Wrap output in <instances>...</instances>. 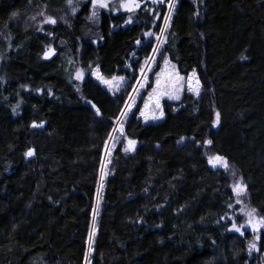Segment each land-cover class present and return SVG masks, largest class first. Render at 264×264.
Returning a JSON list of instances; mask_svg holds the SVG:
<instances>
[{
    "label": "trees",
    "instance_id": "16d2710c",
    "mask_svg": "<svg viewBox=\"0 0 264 264\" xmlns=\"http://www.w3.org/2000/svg\"><path fill=\"white\" fill-rule=\"evenodd\" d=\"M37 5L49 15L67 6L0 0V264H84L105 142L151 53L143 33H159L167 6L142 4L125 27L126 13H102L93 42L89 2L45 34L19 21ZM170 23L162 51L180 74L195 69L202 93L164 102L157 123H142L136 107L123 125L138 141L133 152L116 133L90 264H252L250 233L221 219L234 198L230 176L208 155L227 159L264 216V0H176ZM48 34L56 53L44 59ZM97 65L129 83L111 94L89 74L76 81V69ZM259 244L264 253V230Z\"/></svg>",
    "mask_w": 264,
    "mask_h": 264
},
{
    "label": "snow or ice",
    "instance_id": "6c2138e0",
    "mask_svg": "<svg viewBox=\"0 0 264 264\" xmlns=\"http://www.w3.org/2000/svg\"><path fill=\"white\" fill-rule=\"evenodd\" d=\"M32 0H29V3H31ZM82 0H65V3L67 5L68 10L70 11L72 16H75L79 10V6ZM151 4L153 5H165L167 6V13L163 15V24L159 26V34L153 33L152 31H146L143 33L144 36H155L157 43L152 46V54L150 56L145 57L144 63L141 65L139 71L141 73V79H137L136 85L133 86V94H138L139 89L145 87V82L147 81V75L146 71H150L152 65L156 62V56L159 55L163 59V66L160 67V71L155 74V84L152 86V91L149 93L147 100L144 104V109L140 111V115L145 119V121L152 119V120H159L164 118V110L161 104V99L164 97H167L170 100L174 101H180L181 100V94L185 90V85L187 88V91L189 93L194 94L195 96L199 97L201 94V82L198 79L195 69H193V72L188 74L187 76L181 75L179 70L177 69L176 64H173L171 59L164 54L162 51L163 46L168 44V36L171 34L174 36V33H169V29L171 27V20L172 16L176 7V0H150ZM148 0H119L117 3L116 0H90L91 8H90V14L86 17V20L93 23V24H99L100 22V12L101 10H107L109 12H119L123 10V12L129 14L128 19L125 21V24H131L134 22L133 15L137 12L138 9L141 8V4H147ZM145 12L151 13L155 16L156 19L160 18V13L156 12L155 9H149L145 7ZM19 14L17 12L12 13V17L15 18ZM198 15V13H197ZM39 18V26L37 27L38 31H43V25H56L57 19L51 15H47L46 12V6L44 7V10L38 12L36 15H32L28 17V20L32 22H36ZM60 20H63L65 24L68 23L67 19H65L64 16L60 17ZM115 27V26H113ZM100 40L103 39L102 36L99 37ZM141 43L140 40L136 41V45L139 46ZM55 48L48 46L44 52L45 58H50L51 56L55 55ZM135 56V53L132 54ZM139 63V61H136ZM69 63H72V61H69ZM126 68H130L131 64H126ZM88 71L92 72V75H94L101 83L108 86L109 90L113 93L119 92L121 90V87L127 83H129L128 78L123 76H112L111 79H107L102 76L100 72V67L97 65L95 69H92L91 66L87 69ZM85 69H77L75 73V79L76 80H82L84 77ZM51 94V92H49ZM129 94V101L125 102V109L121 110L120 116L117 118V125L118 127H114L112 132L113 133H119V136L123 138L124 148L123 151L125 153L133 152L136 149V146L138 144V141L135 139L128 138L125 129L123 126V122L126 119L128 115V111H130L132 105L135 101V95ZM18 107V106H17ZM95 107V105H93ZM15 108L13 111L15 112ZM173 111H176V109H173ZM97 114L99 115V109H96ZM220 122V113L216 112L215 114V120L213 121L214 125H218ZM43 123L37 124L35 121L32 124V127H42ZM110 139L116 140L117 137L112 136L110 134ZM186 140V137H181L179 141H177L178 144L184 142ZM193 141L195 142V138L193 137ZM198 143V142H197ZM213 142L211 140H204L203 144L205 145H211ZM159 147V145H157ZM105 149H106V155H110V151H108V143L105 142ZM26 157H31L34 155V151L32 149H29L25 153ZM209 164L213 165V167L220 165L222 166L226 171H232L230 164L228 163L227 159L220 155L210 156L208 158ZM233 177L236 176V173L232 171ZM105 176L104 172V164L102 161L101 165V182L98 185V198H99V192L102 188V181ZM231 190L235 195L236 198V204L243 205V197L247 194V185L244 182L243 177H239L235 180V182L231 185ZM227 208L232 209L233 204L228 203ZM95 209H94V216H93V227L89 232V252L92 250V244H93V237L95 235ZM243 216L246 218L244 223L237 224L235 222V218H230L232 220L231 222V229L230 231H234L236 233H239L242 237L244 236V231L246 228H251L252 232L254 234V239L252 241L248 242L247 250L249 254L253 250H259L258 248V242L260 240V235L258 234L261 229H264V216H260L257 213V210L255 208L250 207H241L240 209ZM225 217H221V219H224ZM89 253L85 254V259L87 261Z\"/></svg>",
    "mask_w": 264,
    "mask_h": 264
},
{
    "label": "rangeland",
    "instance_id": "374dc122",
    "mask_svg": "<svg viewBox=\"0 0 264 264\" xmlns=\"http://www.w3.org/2000/svg\"><path fill=\"white\" fill-rule=\"evenodd\" d=\"M86 2H89V14H90V8H91V4H90V0H82V2L80 3V5L81 4H83V3H86ZM116 2L118 3L119 2V0H116ZM148 3H150L151 4V2H150V0H148ZM142 5V4H141ZM153 5V4H152ZM166 5V4H165ZM40 11H42V8H41V6L40 5H37L36 7H34V8H32L31 10H29L27 13H25L23 16H22V19H20L19 21H22V22H24V24L26 25V26H29L31 29H35L36 31H38L37 30V27L39 26V18L37 19V21L36 22H32V21H30V20H28V17H30V16H32V15H36L38 12H40ZM138 11V10H137ZM167 11H168V9H167ZM102 13H109V11H107V10H101V12H100V17H101V14ZM113 13H125V12H123V10H121V11H119V12H113ZM167 13V12H166ZM88 14V15H89ZM127 14V13H126ZM136 14H137V12L136 13H134V14H132L133 15V20H134V22L136 21L135 20V16H136ZM47 15H49V14H47ZM128 15L129 14H127V17H126V19H125V21L128 19ZM51 16H53V17H55L56 19H57V23H62V24H65L64 23V21L63 20H60V17L61 16H64L65 17V19H67V21H68V23L67 24H69L71 21H72V19H73V16L71 15V13H70V11L68 10V8H67V6L65 7V8H62V9H59V10H57V11H55V13H54V15H51ZM125 21L123 22V24H122V26L123 27H125V26H127V25H131V24H125ZM133 22V23H134ZM100 23V22H99ZM163 24V23H162ZM98 25L99 24H93V23H91V22H89L88 21V23H87V25H86V28H85V36H90V37H92V40H93V42H96L97 41V39H98V32H97V30H96V27H98ZM50 26H53V25H43L42 27H43V31H39V32H41L42 34H45L47 31H49L47 28H49ZM150 31V30H149ZM153 33H154V31H152ZM157 34H159V33H157ZM52 36L51 35H47V38H49L50 40H49V42L47 43V45L45 46V49H44V52H45V50H46V48L48 47V46H51V47H53V48H55V44H54V40H52V38H51ZM145 38L146 39H152L153 40V45H155L156 43H157V41H156V38H155V36H151V37H148V36H145ZM55 50H56V48H55ZM56 53V52H55ZM44 54V53H43ZM133 53H131L130 54V59H136V57H134L133 55H132ZM152 54V50H151V53H150V55ZM149 55V56H150ZM54 56V55H53ZM52 57V56H51ZM50 57V58H51ZM43 58L44 59H50V58H45L44 57V55H43ZM145 59V58H144ZM144 59L141 61V64H140V67H141V65L144 63ZM129 61L130 60H128L127 61V63L126 64H129ZM173 64H175L174 62H172ZM163 66V59H162V57L161 56H159V55H157L156 56V62L152 65V67H151V70L150 71H146V75H147V81L145 82V87H143V88H140L139 89V93L138 94H133V86L134 85H136V82H137V79H141L142 77H141V73H140V71L138 70V72H137V76H136V79H135V81H134V83H133V86H132V89H131V91H130V93L129 94H133V95H135V101H134V104L132 105V107H131V109H130V111H128V115H127V117H126V119L124 120V122H123V125H125V122L129 119V117H130V115L132 114V112L136 109V107H138L139 106V108H138V113H137V117L142 121V123H145V124H147V123H157V122H159V121H161V120H163V119H159V120H152V119H149V120H147V121H145V119L140 115V111L142 110V109H144V104H145V101L147 100V98H148V95H149V93L152 91V86H154V84H155V74L157 73V72H159L160 71V67H162ZM95 67L96 66H94V67H91L92 69H95ZM79 69V68H78ZM129 69V68H128ZM140 69V68H139ZM77 70V69H76ZM75 73H76V71H75ZM90 75L99 85H101L105 90H107L109 93H111V94H115V93H113L112 91H110L109 90V88H108V86L107 85H105V84H103V83H101L94 75H92V72L91 71H85V73H84V77H86V75ZM182 75V74H181ZM188 75V74H187ZM187 75H184V76H187ZM197 75V74H196ZM75 76V75H74ZM115 76H123V75H115ZM84 77H83V79H84ZM104 77V76H103ZM124 77V76H123ZM198 77V76H197ZM105 78H107V77H105ZM82 79V80H83ZM107 79H111V77H109V78H107ZM199 79V78H198ZM82 80H76L77 82H81ZM202 85V84H201ZM201 93H202V88H201ZM191 96V97H193L194 99H196V98H198L197 96H195L194 94H192V93H189L188 91H187V88H186V85H185V90L182 92V94H181V100L180 101H174V100H170V99H168L167 97H164V98H162L161 99V104H162V107H163V103L164 102H172V103H176V104H181V101L183 100V97L184 96ZM127 102H130L129 101V95H128V97H127V100H126ZM179 107H176V109H178ZM122 110H126L125 109V104H124V106H123V108H122ZM121 113V112H120ZM119 116H120V114H119ZM118 116V117H119ZM117 121V120H116ZM216 126V125H215ZM115 127H118V125H117V123L115 124ZM111 134H112V136H114V137H117V139L114 141V140H112V139H110V136H109V139L107 140V143H108V151H110V155H106V149L104 148V154H103V159H102V161H103V164H104V172H105V176H104V178H103V181H102V188L100 189V192H99V198H98V194H97V200H96V203H95V205H94V209L96 210L95 211V228H96V226H97V215H98V212H99V209H100V196H101V193H102V190H103V186H104V180H105V178H106V176H107V172H106V167H107V164L109 163V160H110V158H111V156H112V150H113V148L114 147H116V145L120 142L119 141V138H118V136L116 135V133H113V132H111ZM210 156H215V155H213V154H210V155H208V158L210 157ZM208 164H209V162H208ZM102 165V164H101ZM211 167H213V165H211V164H209ZM213 168H217V169H222V170H225L222 166H220V165H217V166H215V167H213ZM231 169H232V171H234L235 173H236V176L235 177H233V175H232V171H226L227 172V174L230 176V180H231V185L235 182V180L236 179H238L240 176L237 174V172H236V170L234 169V168H232L231 167ZM100 182H101V169H100V174H99V178H98V185L100 184ZM97 189H98V187H97ZM98 193V192H97ZM233 195H234V193H233ZM232 204H233V208L232 209H229L228 208V212L226 213V215L224 216L225 218H224V221H226V222H228L229 223V228L228 229H231V222H232V220L230 219V218H235V222L237 223V224H240V223H244L245 222V217L243 216V214L241 213V211H240V209H241V207H245V206H247V207H250V208H254L252 205H251V203H250V201H249V199H248V195L246 194L244 197H243V205H240V204H236V198H235V195H234V198H233V202H232ZM94 209H93V216H94ZM258 213V212H257ZM259 214V213H258ZM92 227H93V218H92V222H91V225H90V230L92 229ZM90 230H89V232H90ZM263 230L264 229H261L260 231H259V235H260V238H261V236H262V233H263ZM230 231V230H229ZM249 232L250 233V235H251V239H250V241H252L253 239H254V234H253V232H252V229L249 227V228H246V230L244 231V232ZM231 232H234V231H231ZM236 233V232H235ZM89 234H88V238H87V250H86V253H89V255H88V259H87V261H86V259H85V261H84V264H90V254H91V252H92V250H91V252H89ZM258 248H259V250L257 251V250H253L252 252H251V254H249V252H248V256H249V259L250 260H253L254 259V262L252 263V264H264V253L260 250V244H259V242H258Z\"/></svg>",
    "mask_w": 264,
    "mask_h": 264
},
{
    "label": "water",
    "instance_id": "95a60500",
    "mask_svg": "<svg viewBox=\"0 0 264 264\" xmlns=\"http://www.w3.org/2000/svg\"><path fill=\"white\" fill-rule=\"evenodd\" d=\"M92 108L94 109V107L92 106ZM98 115V114H97Z\"/></svg>",
    "mask_w": 264,
    "mask_h": 264
},
{
    "label": "built area",
    "instance_id": "2783aa9c",
    "mask_svg": "<svg viewBox=\"0 0 264 264\" xmlns=\"http://www.w3.org/2000/svg\"><path fill=\"white\" fill-rule=\"evenodd\" d=\"M192 73V72H189V74Z\"/></svg>",
    "mask_w": 264,
    "mask_h": 264
}]
</instances>
